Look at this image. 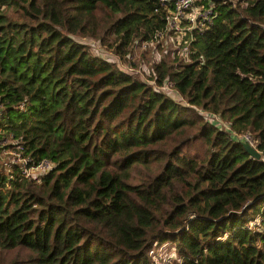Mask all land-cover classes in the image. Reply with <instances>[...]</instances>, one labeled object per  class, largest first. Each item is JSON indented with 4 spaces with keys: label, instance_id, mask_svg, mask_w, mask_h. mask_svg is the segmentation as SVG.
Instances as JSON below:
<instances>
[{
    "label": "trees",
    "instance_id": "1",
    "mask_svg": "<svg viewBox=\"0 0 264 264\" xmlns=\"http://www.w3.org/2000/svg\"><path fill=\"white\" fill-rule=\"evenodd\" d=\"M197 3L143 79L76 37L127 59L157 0H0V264H264V0Z\"/></svg>",
    "mask_w": 264,
    "mask_h": 264
},
{
    "label": "built area",
    "instance_id": "2",
    "mask_svg": "<svg viewBox=\"0 0 264 264\" xmlns=\"http://www.w3.org/2000/svg\"><path fill=\"white\" fill-rule=\"evenodd\" d=\"M160 5L164 7L163 11V28L156 31L152 37L144 41L143 45H151V43L159 40L164 35H169L175 39L176 48L179 52H185L187 50V43L181 41V36L184 35L186 30L196 28L197 30H203L208 27L212 19V5L211 3L202 4L197 3L198 0H157ZM180 43V45H178ZM241 140H246L248 143L254 146V139L248 132H242L236 135ZM6 138L0 139V144L5 141ZM20 148V146H19ZM260 154L264 155L261 150ZM16 153V160L21 164V171L25 175H34L35 167H50V162L47 159H39L37 162L30 160L28 157H24ZM43 169V168H42ZM168 254L171 255L168 251ZM172 257V256H171ZM170 258V257H169ZM167 261L165 264H167Z\"/></svg>",
    "mask_w": 264,
    "mask_h": 264
},
{
    "label": "rangeland",
    "instance_id": "3",
    "mask_svg": "<svg viewBox=\"0 0 264 264\" xmlns=\"http://www.w3.org/2000/svg\"><path fill=\"white\" fill-rule=\"evenodd\" d=\"M81 42L88 45L89 48L98 55L108 59L115 61L119 67L126 70L127 72L138 76L139 78H146V75L148 73V65L149 61L153 58H158L160 55H164V52H166V49H175V39L171 36L164 35L159 40L151 43V45H133L131 48V52H129V56L127 59H118L116 55L112 54L109 50L105 49L102 45L98 43V41L91 40L89 37H76ZM159 43L160 46H162L161 49H158L157 47H153L155 43ZM158 45V46H159ZM141 54H143L141 56ZM163 91L171 95L172 97L178 99L179 96L173 90V88L169 87L166 83H163L160 87ZM203 114H206L205 112L201 111ZM212 117L215 121V123L220 124L222 127L227 126L226 123L220 119L217 115L215 116H209V118ZM255 144V142H254ZM1 153H6L4 146L0 145ZM1 158V157H0ZM13 159V158H12ZM14 160V159H13ZM51 165V163H50ZM43 168V169H42ZM46 167H35V170L33 172L34 175H37L38 173L47 170ZM169 245L164 244L163 246L158 247L155 249L157 255H156V261L158 264H165L167 261L171 260V255L168 254L169 251ZM170 257V258H169Z\"/></svg>",
    "mask_w": 264,
    "mask_h": 264
},
{
    "label": "water",
    "instance_id": "4",
    "mask_svg": "<svg viewBox=\"0 0 264 264\" xmlns=\"http://www.w3.org/2000/svg\"><path fill=\"white\" fill-rule=\"evenodd\" d=\"M240 142L243 145L244 149L249 153V155L255 158H259L260 160L264 162V155H261L260 151L256 147L248 143L246 140L240 139Z\"/></svg>",
    "mask_w": 264,
    "mask_h": 264
}]
</instances>
